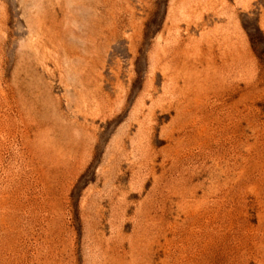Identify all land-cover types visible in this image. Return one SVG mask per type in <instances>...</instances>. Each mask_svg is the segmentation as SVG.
I'll list each match as a JSON object with an SVG mask.
<instances>
[{
  "label": "rangeland",
  "instance_id": "1",
  "mask_svg": "<svg viewBox=\"0 0 264 264\" xmlns=\"http://www.w3.org/2000/svg\"><path fill=\"white\" fill-rule=\"evenodd\" d=\"M0 264H264V0H0Z\"/></svg>",
  "mask_w": 264,
  "mask_h": 264
}]
</instances>
